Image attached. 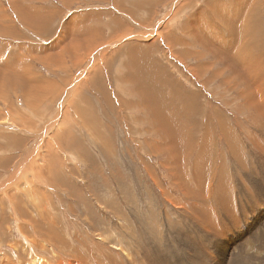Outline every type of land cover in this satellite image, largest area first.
I'll use <instances>...</instances> for the list:
<instances>
[{
  "label": "rangeland",
  "instance_id": "1",
  "mask_svg": "<svg viewBox=\"0 0 264 264\" xmlns=\"http://www.w3.org/2000/svg\"><path fill=\"white\" fill-rule=\"evenodd\" d=\"M229 23L247 28L248 66L252 30L264 53V0H0V188L19 187L7 188L15 199L0 197V264L32 260L21 226L34 237L36 222L22 215L56 222L86 264H213L208 253L221 252L187 198L196 174L208 176L219 232L235 234L225 246L232 264H264V120L218 58ZM135 65L154 87L140 84ZM40 84L53 88L45 95ZM37 88L45 96L34 108ZM171 139L177 148L166 149ZM223 184L231 224L213 192ZM246 240L257 241L256 255Z\"/></svg>",
  "mask_w": 264,
  "mask_h": 264
},
{
  "label": "bare ground",
  "instance_id": "2",
  "mask_svg": "<svg viewBox=\"0 0 264 264\" xmlns=\"http://www.w3.org/2000/svg\"><path fill=\"white\" fill-rule=\"evenodd\" d=\"M241 7H243V6H241ZM250 10H252V9H250ZM255 11H254V13H255ZM244 13H245V18H247L246 14H251V12L249 10H247ZM254 13H252V14L254 15ZM233 14H235V13H233ZM229 27L231 29L230 39L229 38H224V41H225L226 44H221V45L216 46L217 52L220 53V55H221L218 58L224 62L225 71L227 70V73H229L235 79V80H233L231 78V76H230V78L227 80V82L228 83H230V82H234L235 83L236 87L239 88L240 98H242L243 101L245 102L246 108L249 109V110L250 109L251 110H255L256 111V115H261L263 117V120H264V87H263L264 86V53L262 51L263 48L258 47V39L261 36V32L260 31H257V30H252L250 32V39L252 41V47H251V50L248 49L247 55L248 54H251V61H250V64L248 66H246L245 60L243 59L244 57H242V53H244V49L249 48V44L246 43V38H247V34H248L247 28H246V31H243L242 32V30H239V31H236L235 32L236 26H234L232 23H229ZM243 37H245V39H243ZM235 41H236V44H235ZM108 47H110V46H108ZM136 51L134 49H131L130 50V56L132 58H134V59L137 58ZM185 54L188 55L189 52H186ZM241 59H242V66H239V61ZM135 60H137V59H135ZM109 64H110V62H109ZM130 65H132V64H130ZM153 65L152 64L150 65V70H151L150 73L151 74H154V75H157V77L160 78V80L163 82V80L161 79V77H162L161 74L162 73L160 74L159 73L160 71L157 68L154 71L153 70ZM142 66L135 65L136 71H134V69H133V71L136 72L137 73V76L139 77V80L141 82L140 84H144L145 86L148 85L149 88L154 87L155 85L153 86L152 82L150 80H148V75L146 73H144V71L142 70ZM250 77H253V78L250 80L249 79ZM261 79H263V81H261ZM8 81L10 82V80H8ZM126 81L130 82L128 79H126ZM4 85L5 84L0 81V93H2ZM36 86H38V88H40V91L45 92V95H47L52 90V88H53V86L51 84H47L46 86H44L43 84H40V85H36ZM158 87H159V85H158ZM38 88H37V90H35V89L34 90L35 91H38ZM143 88L144 87H140L139 86L137 89L141 90L140 92H142V94H143L144 93ZM156 88H157V86H156ZM159 90H160V88H159ZM161 92H160V94H161ZM38 94H39V91H38ZM45 95L44 94H42V95L39 94V95L36 96V95H32V93H30L29 96L30 97L33 96L32 106L34 108H36V106L38 104V100H39L38 98H40L41 96H45ZM144 95L145 94H143V98H144ZM156 97H158V95ZM157 99H159V97ZM144 100H145V98H144ZM144 100H142V101H144ZM146 100H147V98H146ZM145 102L146 101H144V103ZM154 102H156L155 99H154ZM159 110H161V109H159ZM159 112H158V114L161 113V112L160 113ZM162 112L164 113V111H162ZM155 115H156V113L154 114V118L156 120H158V117L155 116ZM163 115H165V114H163ZM217 115H218V113H217ZM164 118L169 121V119L166 116H164ZM170 121H171V119H170ZM170 121H169V123H170ZM170 125H171L172 129L175 128V124H171L170 123ZM180 126H182V125H180ZM222 126L227 130V127L225 126L224 123H222ZM186 127H187V125L185 126V128ZM210 134L211 133H207V136H209ZM227 135H229V134H227ZM56 136H58V135H56ZM163 136H164V134H163ZM230 137L233 138V135H230ZM13 139L14 138H11V137L6 138V141L8 142L10 148H13L14 147L13 144H12ZM187 139H190V138L188 137ZM169 142L170 143L168 145V148H166V149H169V148H177L176 144H171V143H175L173 139H171ZM232 142H233V140H232ZM163 143L166 144V141L164 139H163ZM206 144H207V146L209 148L211 147L210 146V143H207L206 142ZM156 146L159 147V148H162L161 144L156 145ZM231 146L234 147V148L236 147L235 144H233ZM260 150H261V152H262V154L264 156V146L263 147H260ZM219 177L221 179H223L224 180V184H226L227 177L228 176L225 174V168L219 173L218 178ZM218 178H216V181H217ZM208 184H209L208 176L200 175V174H196V175L193 176V183H192V185L190 187V193L191 194L187 197L190 200L189 205H190V208H191V215H193L196 218V220L199 221V223H200V225L202 226V229H203L202 231L207 232L208 234H210V235L213 236L214 242H216V247H218L219 250H220L219 252H221V254L218 255V257L214 256L211 253H208L207 258L209 259V261L211 263H213V264H232V261H231V258H230V248L228 247L229 248L228 249L225 246L227 244L229 245L228 239H233L234 236H235V234L233 233L229 237L224 238L225 235H223L222 233L219 232V230H218V228L216 226V218H215L213 212L210 211L208 209V207L206 206L207 205L206 204L207 203V200L206 199L208 198L207 191L209 190ZM217 184H218V182H217ZM224 184H223V186L221 185L222 187L219 186V189H217V190L214 189L213 192H214V194L220 192V194L222 196L221 200L222 201H224V199L226 200V202H227V204H228L229 207L219 206L218 207L220 209L219 214L221 216L225 217L224 214L221 211L223 209L225 211V215H226V218L228 220L227 223H230L231 224V223H234L236 221L235 220V211H234V208H232V206L230 204V196L227 193L228 192V189L226 190V187L224 186ZM261 184L264 185V183H262V182H261ZM13 185L14 184H8L5 187H1L0 188V194H1L0 197H4L6 195L11 200L15 199V194L16 193L13 194V192H11L12 190H7V188H9L10 186L13 187ZM12 187H10V188H12ZM17 188H19V187H16L15 189H17ZM248 188L250 189V187H248ZM15 189H13V190L15 191ZM25 189L28 190V186L25 185ZM5 190H7V191H5ZM2 194H4V195L2 196ZM11 200H10V202H11ZM11 204H13V206H14V203H11ZM40 204H41V201L39 202V207L41 209L42 214L44 215V208L41 207ZM2 208H4V207L2 206ZM22 218H24L25 221H28L30 219H33L36 222V226H34L35 223H33V222H29V223L32 224V226L34 227V231L37 232L38 234L35 233V236L34 237L33 236H30V238H29V235H28L29 234V231L26 230V227L24 225L21 226V229H22L21 234H22V239H23L22 240V243L25 246H27L26 248L29 249V251H30L29 253H31V255H32V257H31L32 260L31 261H28L25 258V259H22V261L19 262V264H86V260H84L85 258L83 257L84 258L83 259L82 258V255H75V254H73L72 253V250H70L69 246L67 244H65V242L62 240V238L57 234V232H56L57 231V228H56V225L57 224H55L56 222L55 223H50L51 222L50 221V222H48L49 224H47V225L44 226V225H42L43 223L39 222L40 220L38 221L37 219H34L32 217L26 218V217H24L22 215ZM44 220H46V219H44ZM194 222L196 223V221H194ZM191 223H193V221ZM20 224H22V223H20ZM197 225H198V223H197ZM28 227L29 226H27V228ZM41 232H43V234H46V235L42 236V239H40V237H39V235L41 234ZM24 245H23V248L25 249ZM257 245H259V244H257V241L246 240L244 242L243 247H244V250L248 254H254V255H256L255 252L258 251V249H256L257 248ZM15 247L17 248L18 246H15ZM122 248H124V247L118 245V250L119 249H122ZM12 252H14V251H12ZM63 252H66L67 254H63ZM13 254H15V253H13ZM202 256H203V254H202ZM257 259H259V258H257ZM256 261H258V260H256ZM2 262H3V260H2ZM204 262H205V260H204ZM11 264H18V263H15L13 261V263H11Z\"/></svg>",
  "mask_w": 264,
  "mask_h": 264
},
{
  "label": "crops",
  "instance_id": "3",
  "mask_svg": "<svg viewBox=\"0 0 264 264\" xmlns=\"http://www.w3.org/2000/svg\"><path fill=\"white\" fill-rule=\"evenodd\" d=\"M241 8H242L243 10H246V9H245V8H243V7H241ZM236 9L238 10V8H236ZM246 11H247V10H246ZM244 12H245V11H244ZM235 14H241V15H242L243 13H242V11H240V12L238 11V12H237V13H235ZM235 14H234V15H235Z\"/></svg>",
  "mask_w": 264,
  "mask_h": 264
}]
</instances>
